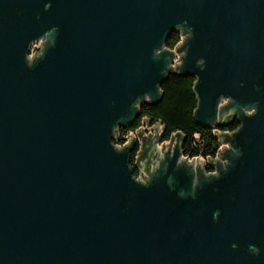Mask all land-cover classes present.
I'll list each match as a JSON object with an SVG mask.
<instances>
[{
    "label": "water",
    "instance_id": "obj_1",
    "mask_svg": "<svg viewBox=\"0 0 264 264\" xmlns=\"http://www.w3.org/2000/svg\"><path fill=\"white\" fill-rule=\"evenodd\" d=\"M45 2L0 0V264H264V0ZM185 19L195 31L179 77L200 75L194 121L208 127L220 93L262 105L241 116L244 156L219 180L201 178L195 199L177 195L192 177L175 158L176 191L166 176L143 188L107 143L132 98L161 101L165 54L152 50ZM53 25L56 47L28 69V40Z\"/></svg>",
    "mask_w": 264,
    "mask_h": 264
},
{
    "label": "clouds",
    "instance_id": "obj_2",
    "mask_svg": "<svg viewBox=\"0 0 264 264\" xmlns=\"http://www.w3.org/2000/svg\"><path fill=\"white\" fill-rule=\"evenodd\" d=\"M200 3L202 0H197V4ZM51 7L52 0L43 4L45 11ZM36 19H39L38 15ZM173 28L171 36L160 40L159 46L152 50L153 59H159L165 54L161 76L168 77L166 82L177 78L181 73L188 59L189 41L194 38L195 31L187 19L174 23ZM58 31V26L53 25L28 40L23 52V62L28 69H33L45 58L50 48L56 47ZM195 66L199 72H205L206 58H196ZM190 78L191 111L186 117L190 127L176 126L164 115L157 114L155 108L149 106L153 100L152 92L145 91L131 99L126 116L117 118L111 124L107 140L108 146L115 154L125 155V168L130 180L143 188H148L157 178L166 176L164 182L168 189L176 191L175 178L166 175L169 161L175 158L174 167L185 168L192 177L189 187L178 191L177 195L181 199H195L201 186V178L204 181L219 180L222 173L227 174L234 167V162L244 156L243 149L236 146L235 142L236 135L244 127L241 116L245 119L252 118L262 106L260 100L240 103L233 95L220 93L216 96L214 113L207 121L208 127H201L193 122L201 106V95L197 91L200 75L196 73ZM165 83L155 85L156 96L164 97ZM244 84L243 79L234 77L233 87L243 88ZM129 149H135V154ZM220 216L221 210H214L211 213L212 222L219 224ZM228 248L235 250L237 244L230 243ZM248 248L252 256L259 255L260 249L255 245L249 244Z\"/></svg>",
    "mask_w": 264,
    "mask_h": 264
},
{
    "label": "trees",
    "instance_id": "obj_3",
    "mask_svg": "<svg viewBox=\"0 0 264 264\" xmlns=\"http://www.w3.org/2000/svg\"><path fill=\"white\" fill-rule=\"evenodd\" d=\"M167 80L168 78L163 83ZM191 83L192 80L190 77L178 76L177 78L171 79L163 85L165 88V95L164 97L161 96V101L156 105L149 106L155 108L157 114L164 115L174 125H183L186 128L190 127L189 121L186 117L191 111L189 104V101L192 99ZM193 122L194 124L199 125L195 121ZM185 142H187V138H185Z\"/></svg>",
    "mask_w": 264,
    "mask_h": 264
}]
</instances>
